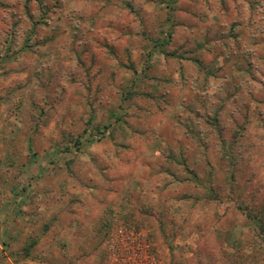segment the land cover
<instances>
[{
	"label": "rangeland",
	"instance_id": "rangeland-1",
	"mask_svg": "<svg viewBox=\"0 0 264 264\" xmlns=\"http://www.w3.org/2000/svg\"><path fill=\"white\" fill-rule=\"evenodd\" d=\"M121 228L264 264V0H0V264H110Z\"/></svg>",
	"mask_w": 264,
	"mask_h": 264
},
{
	"label": "built area",
	"instance_id": "built-area-1",
	"mask_svg": "<svg viewBox=\"0 0 264 264\" xmlns=\"http://www.w3.org/2000/svg\"><path fill=\"white\" fill-rule=\"evenodd\" d=\"M149 245L142 234L125 228L117 230V237L105 242L110 264H159L149 254Z\"/></svg>",
	"mask_w": 264,
	"mask_h": 264
},
{
	"label": "crops",
	"instance_id": "crops-1",
	"mask_svg": "<svg viewBox=\"0 0 264 264\" xmlns=\"http://www.w3.org/2000/svg\"><path fill=\"white\" fill-rule=\"evenodd\" d=\"M11 260L14 261V259H11V258L8 257V261L10 262V264H11ZM2 262H3V260H2ZM3 263H4V262H3ZM4 264H8L7 260H5V263H4Z\"/></svg>",
	"mask_w": 264,
	"mask_h": 264
}]
</instances>
